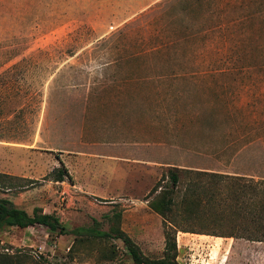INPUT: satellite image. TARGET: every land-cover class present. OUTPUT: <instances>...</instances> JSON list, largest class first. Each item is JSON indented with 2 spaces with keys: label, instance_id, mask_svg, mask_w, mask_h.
Here are the masks:
<instances>
[{
  "label": "rangeland",
  "instance_id": "1",
  "mask_svg": "<svg viewBox=\"0 0 264 264\" xmlns=\"http://www.w3.org/2000/svg\"><path fill=\"white\" fill-rule=\"evenodd\" d=\"M120 127L156 170L76 162L131 153ZM0 174V199L69 231L1 230L15 264H134L116 230L151 259L169 231L176 264H264V0H0Z\"/></svg>",
  "mask_w": 264,
  "mask_h": 264
},
{
  "label": "trees",
  "instance_id": "2",
  "mask_svg": "<svg viewBox=\"0 0 264 264\" xmlns=\"http://www.w3.org/2000/svg\"><path fill=\"white\" fill-rule=\"evenodd\" d=\"M11 177L12 176L0 174V187H7V189H10L12 185L3 184L2 179H10ZM50 177L54 182H63L66 179L71 182V177L63 164H60L59 168H55L50 173ZM168 179L173 189V187H175L180 180L178 170H169ZM253 189L255 191V196L251 204H249V210L251 211L253 218L256 221H259L260 225L262 224V222H264V182H261L260 184L255 183ZM156 190L157 186L152 189V193H154ZM170 194L172 195V190ZM258 194H260V196ZM163 203L165 205V211L163 213L161 212L162 215H164V213L166 212L171 211L172 207L174 206L173 199L170 196H168ZM152 208L159 212L156 205L154 206L152 204ZM35 225H42L46 227L48 232L52 234L56 233L59 235H64L69 232L66 227L60 222L59 218L54 214H46L41 208H34L32 214H28L25 210L16 207L10 200L0 199V231L5 228L26 229ZM77 231L82 232L84 230L80 229ZM90 232L96 238L104 239L110 237V234L107 232H101L98 230H91ZM113 235L114 238L122 241L127 254L134 264H176V242L173 234L169 231L165 232L163 256L158 259H151L144 256L138 246L124 232L116 230ZM249 239L255 241L258 238L252 237ZM17 258L19 257H13L11 255H0V264H15L13 263V261H16V263H18L19 261H17Z\"/></svg>",
  "mask_w": 264,
  "mask_h": 264
},
{
  "label": "crops",
  "instance_id": "3",
  "mask_svg": "<svg viewBox=\"0 0 264 264\" xmlns=\"http://www.w3.org/2000/svg\"><path fill=\"white\" fill-rule=\"evenodd\" d=\"M127 113H132V112L129 111ZM149 114L152 115L153 112H150ZM132 116L133 115L129 116V118L131 119ZM118 125L121 126V122H119ZM121 130L122 128L120 127L118 131L119 137H118L117 142L120 144L121 142H124L127 145V147H129L130 149H134L131 153L119 150V152L112 151L109 154H91L90 155V154L80 152L77 156H75L76 162L78 164H82V166L86 168L89 167L91 163H95V164L104 163L108 167L112 166L113 168H118V172L124 173V174H127L128 170L130 171L132 169L131 171H134L137 168H142V170H146V171L150 169L151 170L155 169L156 165H159V161L157 159H154L155 156L153 155L152 149L143 148V145H150V147H153L156 144L154 143L149 144V143L155 142V141H153L152 138H145V140L143 141L138 140L137 138L125 139L120 136ZM109 144L111 143L109 142ZM88 155H90L91 157H88ZM58 160H59V164H63L64 162L63 160H60L59 158ZM113 170H116V169H113ZM69 175L71 177V182L69 181L68 182L72 183L73 182L72 176L70 173ZM77 175L81 183L87 182L90 178V170L87 169L85 171H82L81 173L77 172Z\"/></svg>",
  "mask_w": 264,
  "mask_h": 264
}]
</instances>
